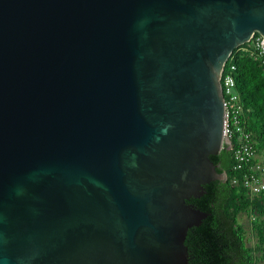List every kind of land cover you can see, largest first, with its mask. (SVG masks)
<instances>
[{"label":"water","instance_id":"water-1","mask_svg":"<svg viewBox=\"0 0 264 264\" xmlns=\"http://www.w3.org/2000/svg\"><path fill=\"white\" fill-rule=\"evenodd\" d=\"M256 33L264 0H0V264H189Z\"/></svg>","mask_w":264,"mask_h":264},{"label":"trees","instance_id":"trees-1","mask_svg":"<svg viewBox=\"0 0 264 264\" xmlns=\"http://www.w3.org/2000/svg\"><path fill=\"white\" fill-rule=\"evenodd\" d=\"M236 66V87L245 109L246 130L255 141L256 152L264 150V73L256 61L246 56L233 58ZM218 173L227 174L226 181H212L204 185L205 194L187 203L208 216L198 227L188 229L184 244L189 264H257L253 249L246 246L244 229L238 222L241 212L254 215L253 227L258 251L264 254V192L250 196L230 183L232 153L225 149L210 156ZM261 244V245H260ZM259 253V252H258Z\"/></svg>","mask_w":264,"mask_h":264},{"label":"built area","instance_id":"built-area-1","mask_svg":"<svg viewBox=\"0 0 264 264\" xmlns=\"http://www.w3.org/2000/svg\"><path fill=\"white\" fill-rule=\"evenodd\" d=\"M246 56L253 59L264 73V38L254 34L250 41L236 48L228 58L221 73L220 84L224 98L223 143L232 153L233 175L230 183L250 196L264 192V165L258 159L255 141L246 130L245 109L236 87V66L233 58Z\"/></svg>","mask_w":264,"mask_h":264},{"label":"rangeland","instance_id":"rangeland-1","mask_svg":"<svg viewBox=\"0 0 264 264\" xmlns=\"http://www.w3.org/2000/svg\"><path fill=\"white\" fill-rule=\"evenodd\" d=\"M258 159L263 163L264 165V150H259L257 152ZM264 206V203H261ZM254 215L260 219H263V215L258 211L253 212L252 214L248 212H241L238 215V222L244 229V236H245V243L246 246L255 250L254 255H255V260L257 264H264V254L261 253V250L258 251V242H257V236L254 231L253 227V221H254ZM261 245V244H260ZM264 247V245H263ZM259 252V253H258Z\"/></svg>","mask_w":264,"mask_h":264}]
</instances>
